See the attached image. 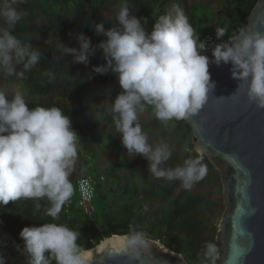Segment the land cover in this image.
Returning <instances> with one entry per match:
<instances>
[{
  "label": "clouds",
  "instance_id": "obj_1",
  "mask_svg": "<svg viewBox=\"0 0 264 264\" xmlns=\"http://www.w3.org/2000/svg\"><path fill=\"white\" fill-rule=\"evenodd\" d=\"M17 2L4 0L0 7V18L9 28L27 14L14 7ZM113 19L118 23L110 29L106 30L103 23L95 25V32L106 38L96 47L83 34L75 37L79 48L59 42L63 56L71 55L73 63L87 66L89 58L102 50L106 63L92 70L118 78L122 91L111 101L109 111L127 155L143 157L151 176L180 180L190 189L206 175L202 158L186 159L183 166L174 169L162 167L172 157V151L166 143H149L140 115L151 108L155 118L167 126L170 121L197 114L216 87L209 65L222 63L231 64L232 78L247 85L248 101L264 110V33L241 28L212 48L210 60L201 54L207 51V42L201 41L178 4H172L156 19L150 33L141 23L143 20L147 24V19L131 15L127 6H122ZM226 33L225 28L216 27L217 39ZM41 56L38 48L21 41L9 29H0V72L6 76L23 78ZM17 66H21L19 71ZM43 75L49 81L55 78L51 72ZM239 88L240 85L237 91ZM79 141L71 117L60 108L30 109L21 92L9 99L0 91V205L24 199L37 201L39 208L38 202L46 200L49 206L45 215L57 220L74 194L70 176L75 171ZM79 184L85 197L90 198L89 181L80 179ZM79 237L80 232L57 223L25 227L20 232L28 264H92L93 253L77 243ZM119 240L114 251L136 252L146 246L143 233L134 229ZM109 244L103 240L97 250ZM216 260V245L206 243L200 264H216ZM0 264H4L3 257Z\"/></svg>",
  "mask_w": 264,
  "mask_h": 264
},
{
  "label": "trees",
  "instance_id": "obj_2",
  "mask_svg": "<svg viewBox=\"0 0 264 264\" xmlns=\"http://www.w3.org/2000/svg\"><path fill=\"white\" fill-rule=\"evenodd\" d=\"M257 1L18 0L14 7L24 10L26 16L11 28L0 18V29H9L42 54L36 67L23 78L0 72V91L9 99L15 92H21L30 109L60 108L71 117L80 138L78 165L70 176L74 194L57 220L45 215L49 206L46 200L38 202L39 208L37 201L24 199L0 205V225L13 234L19 247L23 249L20 239L23 228L57 223L80 232L77 243L89 250L114 235H131L134 229L143 233L144 238L159 241L183 255L189 264H200L208 242L214 243L220 252L217 233L225 210L221 174L206 156L196 152L188 122L173 120L165 126L155 118L151 108L139 118L149 143H166L172 151L170 160L162 165L165 169L183 166L186 159L202 158L206 175L190 189L180 180L151 176L143 157L127 155L109 111L111 101L122 91L118 78L112 73L99 75L92 70L106 63L102 50H97L85 66L73 63L71 55L63 56L59 42L65 47L79 48L75 37L83 34L96 47L106 38L95 32V25L103 23L106 30L116 26L118 22L113 18L122 6L129 7L131 15L137 18H146L147 24L143 20L141 23L150 33L156 19L172 4L180 6L201 39L216 32V27H223L227 30L223 39L227 41L241 28H247ZM3 3L0 0V7ZM20 68L17 66L18 71ZM45 72L54 73L55 78L49 81L43 75ZM85 176L105 177L104 183L97 187L96 199L102 190L109 199L102 208L95 201L94 219L85 216L76 193L79 179Z\"/></svg>",
  "mask_w": 264,
  "mask_h": 264
},
{
  "label": "water",
  "instance_id": "obj_3",
  "mask_svg": "<svg viewBox=\"0 0 264 264\" xmlns=\"http://www.w3.org/2000/svg\"><path fill=\"white\" fill-rule=\"evenodd\" d=\"M245 30L264 33V0L257 1ZM201 54L213 59L212 51ZM231 67L209 65L216 87L202 109L185 121L196 152L221 174L225 210L218 225V264H264V110L248 101L247 85L232 78ZM124 236L114 235L104 239L111 240L105 248L97 250L100 243L91 249L92 264H189L183 255L147 238L136 252L114 251ZM0 257L4 264H28V255L1 225Z\"/></svg>",
  "mask_w": 264,
  "mask_h": 264
},
{
  "label": "built area",
  "instance_id": "obj_4",
  "mask_svg": "<svg viewBox=\"0 0 264 264\" xmlns=\"http://www.w3.org/2000/svg\"><path fill=\"white\" fill-rule=\"evenodd\" d=\"M201 41L207 42L208 49L205 52L212 51V48L215 45L225 42L223 38L221 39L216 38V32L206 34L201 39ZM81 179H87L89 181L91 196L90 198L85 197V195L82 193V190H81V187L78 181L76 193L78 196L79 205L88 219H94L96 216L95 201H96V192L98 189L97 187L100 186V184L102 185L104 183L105 177L101 176L99 179H95L93 176H85V177H82Z\"/></svg>",
  "mask_w": 264,
  "mask_h": 264
},
{
  "label": "rangeland",
  "instance_id": "obj_5",
  "mask_svg": "<svg viewBox=\"0 0 264 264\" xmlns=\"http://www.w3.org/2000/svg\"><path fill=\"white\" fill-rule=\"evenodd\" d=\"M78 163H76V167H77ZM105 186V185H104ZM104 188V187H103ZM108 196L107 193H105L104 190H102L98 195H97V207L102 208V206L104 205L105 202L108 201ZM217 254H219V248H217Z\"/></svg>",
  "mask_w": 264,
  "mask_h": 264
},
{
  "label": "bare ground",
  "instance_id": "obj_6",
  "mask_svg": "<svg viewBox=\"0 0 264 264\" xmlns=\"http://www.w3.org/2000/svg\"><path fill=\"white\" fill-rule=\"evenodd\" d=\"M113 239H115V238H113ZM113 239H112V240H113ZM109 241H111V240H109Z\"/></svg>",
  "mask_w": 264,
  "mask_h": 264
}]
</instances>
